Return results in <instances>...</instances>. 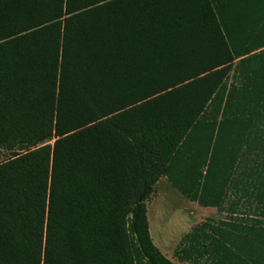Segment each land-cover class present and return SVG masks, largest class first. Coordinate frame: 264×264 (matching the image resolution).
<instances>
[{"label": "trees", "instance_id": "obj_1", "mask_svg": "<svg viewBox=\"0 0 264 264\" xmlns=\"http://www.w3.org/2000/svg\"><path fill=\"white\" fill-rule=\"evenodd\" d=\"M0 150V264H175L161 178L264 202V0H0Z\"/></svg>", "mask_w": 264, "mask_h": 264}, {"label": "rangeland", "instance_id": "obj_2", "mask_svg": "<svg viewBox=\"0 0 264 264\" xmlns=\"http://www.w3.org/2000/svg\"><path fill=\"white\" fill-rule=\"evenodd\" d=\"M9 157L8 152L0 150V163ZM254 192L248 191L247 197L239 193L232 214L227 208L235 198L233 193L228 194L225 211L203 208L161 178L146 202L153 244L176 264H234L238 251H252V260H244L246 264H264V202L257 203Z\"/></svg>", "mask_w": 264, "mask_h": 264}, {"label": "crops", "instance_id": "obj_3", "mask_svg": "<svg viewBox=\"0 0 264 264\" xmlns=\"http://www.w3.org/2000/svg\"><path fill=\"white\" fill-rule=\"evenodd\" d=\"M158 182H159V181H158ZM156 185H157V184H156ZM162 252H163V250H162ZM163 255H164L166 258H167V256L165 255V253H164ZM167 259H169V258H167ZM170 261H172V262H173V260H170ZM177 261H178V262H180V263H182V262H183V261H181V260H178V259H177ZM173 263H175V262H173ZM184 263H185V262H184ZM186 263H188V262H186ZM175 264H176V263H175ZM188 264H189V263H188Z\"/></svg>", "mask_w": 264, "mask_h": 264}]
</instances>
